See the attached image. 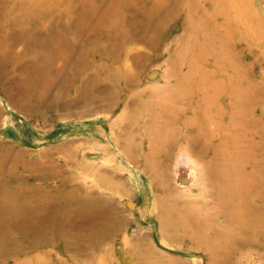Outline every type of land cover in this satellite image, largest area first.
<instances>
[{
	"label": "rangeland",
	"instance_id": "374dc122",
	"mask_svg": "<svg viewBox=\"0 0 264 264\" xmlns=\"http://www.w3.org/2000/svg\"><path fill=\"white\" fill-rule=\"evenodd\" d=\"M0 264H264V0H0Z\"/></svg>",
	"mask_w": 264,
	"mask_h": 264
}]
</instances>
